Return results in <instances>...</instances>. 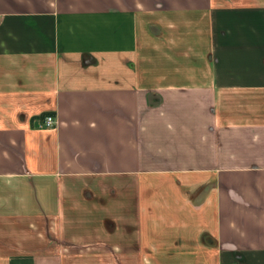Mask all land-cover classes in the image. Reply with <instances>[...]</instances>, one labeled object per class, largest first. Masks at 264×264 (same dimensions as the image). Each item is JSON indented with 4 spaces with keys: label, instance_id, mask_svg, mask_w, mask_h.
<instances>
[{
    "label": "crops",
    "instance_id": "0c3cea01",
    "mask_svg": "<svg viewBox=\"0 0 264 264\" xmlns=\"http://www.w3.org/2000/svg\"><path fill=\"white\" fill-rule=\"evenodd\" d=\"M53 216L264 264V0H0V264H65Z\"/></svg>",
    "mask_w": 264,
    "mask_h": 264
},
{
    "label": "rangeland",
    "instance_id": "374dc122",
    "mask_svg": "<svg viewBox=\"0 0 264 264\" xmlns=\"http://www.w3.org/2000/svg\"><path fill=\"white\" fill-rule=\"evenodd\" d=\"M157 191L160 192V190ZM105 196L104 203L108 205L107 202L111 201L113 192L110 191V193L105 194ZM108 206L112 207L111 203H109ZM163 224L164 222L161 220L158 222V225L160 226ZM47 226V244L43 246L44 248H51V246L54 245L56 248H59L64 252L66 256L65 264H124L123 259L116 255L115 239L109 235L103 233H99L102 236H99L98 234L95 235V233L87 234L84 232L82 226L75 232H71L70 227H68L66 232V229L63 230V221H61L60 216H53L52 219L47 222ZM110 226L111 230L114 231V224L112 223ZM31 228L36 229L35 226L32 225ZM163 234V226H161L157 232V236L159 237L156 239L157 242L164 240ZM104 236L109 237L104 238ZM103 238L109 240L103 241ZM179 242L180 241H176V243ZM43 246L41 247L43 248ZM38 247L40 246L38 245ZM192 253L195 252H187L186 250L168 252L162 248L152 254L150 258L149 254H140L136 261L140 262L141 260L145 262V264H183L185 260H187V255ZM199 253L200 251H198L197 255ZM132 261L133 260L130 256H125L126 263Z\"/></svg>",
    "mask_w": 264,
    "mask_h": 264
},
{
    "label": "built area",
    "instance_id": "2783aa9c",
    "mask_svg": "<svg viewBox=\"0 0 264 264\" xmlns=\"http://www.w3.org/2000/svg\"><path fill=\"white\" fill-rule=\"evenodd\" d=\"M57 124L56 115L53 113L46 114L41 118V125L45 127L55 126Z\"/></svg>",
    "mask_w": 264,
    "mask_h": 264
},
{
    "label": "trees",
    "instance_id": "16d2710c",
    "mask_svg": "<svg viewBox=\"0 0 264 264\" xmlns=\"http://www.w3.org/2000/svg\"><path fill=\"white\" fill-rule=\"evenodd\" d=\"M45 116V115H44Z\"/></svg>",
    "mask_w": 264,
    "mask_h": 264
}]
</instances>
